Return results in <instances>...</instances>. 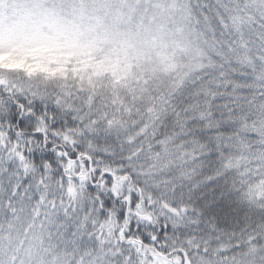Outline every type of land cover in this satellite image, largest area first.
I'll return each mask as SVG.
<instances>
[{
    "label": "snow or ice",
    "instance_id": "6c2138e0",
    "mask_svg": "<svg viewBox=\"0 0 264 264\" xmlns=\"http://www.w3.org/2000/svg\"><path fill=\"white\" fill-rule=\"evenodd\" d=\"M0 264H264V0H0Z\"/></svg>",
    "mask_w": 264,
    "mask_h": 264
}]
</instances>
